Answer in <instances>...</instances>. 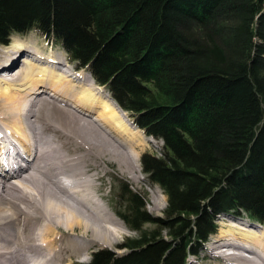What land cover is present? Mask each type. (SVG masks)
<instances>
[{
  "label": "trees",
  "instance_id": "16d2710c",
  "mask_svg": "<svg viewBox=\"0 0 264 264\" xmlns=\"http://www.w3.org/2000/svg\"><path fill=\"white\" fill-rule=\"evenodd\" d=\"M30 30L162 143L140 163L164 216L119 179L116 212L137 235L84 264H186L218 216L264 225V0H0V45Z\"/></svg>",
  "mask_w": 264,
  "mask_h": 264
},
{
  "label": "bare ground",
  "instance_id": "6f19581e",
  "mask_svg": "<svg viewBox=\"0 0 264 264\" xmlns=\"http://www.w3.org/2000/svg\"><path fill=\"white\" fill-rule=\"evenodd\" d=\"M5 48L2 68L25 55L14 72H0V264L82 262L92 245H111L107 235L114 237L110 227L117 222L98 209L96 219L85 215L93 209L85 203V188H92L84 179L85 150L109 155L133 175L140 169V130L62 54L25 38ZM226 227L211 253L224 264H264V234Z\"/></svg>",
  "mask_w": 264,
  "mask_h": 264
},
{
  "label": "rangeland",
  "instance_id": "374dc122",
  "mask_svg": "<svg viewBox=\"0 0 264 264\" xmlns=\"http://www.w3.org/2000/svg\"><path fill=\"white\" fill-rule=\"evenodd\" d=\"M24 38L28 39L29 41H33L34 43H37V46L40 49H42L43 51L45 50L44 52H47V50L50 52L54 50V51H57V53H60L67 58L66 52L63 50V48L60 45L56 44L52 40L45 39L44 36H42L40 33H38L35 30H30L26 32L25 34L13 33L10 37V40L12 42L14 39H24ZM5 50L6 48L4 47V45H0V72L6 71V70H8L9 72L13 70L14 72L16 70V67H21L20 58H22V56H24L25 53H22V54L17 53V57L15 58L16 60H15L14 65H12L11 69H8V68H2L4 63H3V60H2L3 58L1 55L3 52H5ZM71 64L73 65L72 67L74 68V71H76L75 72L76 74H82V75L89 74V72L85 69L77 70V67L74 64V62H71ZM101 88L102 90L104 89L103 87ZM103 91L110 96L107 90H103ZM126 116L128 117V120L131 123L132 119L129 118L127 113H126ZM97 124L98 123H96L95 126H98ZM101 127L103 128L104 131H107L103 126ZM96 129L99 130L100 128H96ZM136 131L138 130L136 129ZM136 133L139 134L141 139H143L144 143L142 146H139L136 149V152L138 151L137 153H139L140 169H139V172L136 171L133 175L127 172L126 170L127 167L121 166L122 162H120L119 164L117 162L110 160L109 155H104L100 158L97 156V158H95L97 154L95 151L94 152L92 151L91 153L85 150L86 151L85 157H87L88 161L85 162L84 179H85V182L88 181L86 182V185L90 184L89 186L92 187L89 189L85 188V203H86V206L93 208V209H89V213H87L85 209V212H86L85 215L86 217H88L90 214L89 216L90 219H96L93 215L95 213L92 211L93 210L95 211L98 209V211L101 210L105 214L107 213L110 216V218H112V215H113V217L117 218L118 224L117 222H115L113 223V226L110 225L111 226L110 228L113 231V235L115 234L114 237H112V235H107L109 240L113 239V241L111 240L110 246L109 245H106V246L99 245V244L92 245L89 251L85 252L84 261H82V258L84 257H78L80 259H77V260H81L82 262L77 261V263L75 264H82V263L88 262L91 258L90 256L91 252L97 249H100V248H107L115 253L122 254L123 252H125V250L120 249L118 245L124 242L126 238L134 237L137 235L136 231L131 230L130 228H128V226H126V224L119 218L116 212L117 210L116 193L118 189L119 179L126 180L129 183V186L133 190L142 194V196L145 198L144 199L145 207L151 213V215L156 216V217H161V218L164 216V210L167 204L166 196L158 185L149 183L146 175L142 173V167L140 163V156L141 154L145 152L159 155L162 143L159 140H155V139L151 140L141 130ZM109 134L111 135L112 138H116L117 141L120 143V140L118 139L117 136H115L114 134L110 132ZM107 138L108 139L110 138L109 135H107ZM121 151L123 152V149H121ZM90 210L92 213L90 212ZM229 215L230 216H226L224 218L222 217L223 215H220L217 217V224H218L217 234L218 235L220 231L222 230L226 231V228H227L226 225H238L241 227L246 225L248 226V229L255 230L257 233L263 236L264 225L263 226H261V224L258 225L259 223L250 221L246 216H236L233 214H229ZM147 227H151V226L148 225ZM78 230H76V234L80 235L81 230L80 229ZM217 234L216 233L211 234L209 238L207 239L205 245L202 247V249H200L198 255L190 257L187 260L188 262L187 264H205V263L224 264V262L222 261V258L216 254V251H214L215 254L211 253L213 243L216 241L218 237ZM87 236H91V233H88Z\"/></svg>",
  "mask_w": 264,
  "mask_h": 264
}]
</instances>
